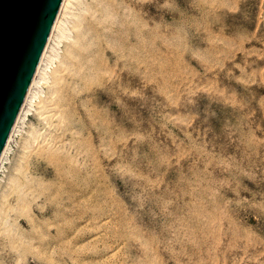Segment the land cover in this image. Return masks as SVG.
Listing matches in <instances>:
<instances>
[{"label": "rangeland", "instance_id": "rangeland-1", "mask_svg": "<svg viewBox=\"0 0 264 264\" xmlns=\"http://www.w3.org/2000/svg\"><path fill=\"white\" fill-rule=\"evenodd\" d=\"M0 264H264V0H67L0 164Z\"/></svg>", "mask_w": 264, "mask_h": 264}, {"label": "water", "instance_id": "water-1", "mask_svg": "<svg viewBox=\"0 0 264 264\" xmlns=\"http://www.w3.org/2000/svg\"><path fill=\"white\" fill-rule=\"evenodd\" d=\"M63 0H0V156Z\"/></svg>", "mask_w": 264, "mask_h": 264}, {"label": "bare ground", "instance_id": "bare-ground-1", "mask_svg": "<svg viewBox=\"0 0 264 264\" xmlns=\"http://www.w3.org/2000/svg\"><path fill=\"white\" fill-rule=\"evenodd\" d=\"M66 2H67V0H63L62 3H61L60 9H59L58 14H57V17H56V19H55V22H54L53 27H52V29H51V32H50V34H49L48 40H47L46 45H45V47H44V50H43V52H42V55H41L40 61H39V63H38V66H37V68H36L35 74H34V76H33V79H32V81H31V84H30V86H29V88H28V91H27V93H26V96H25L24 102H23V104H22V107H21V109H20V111H19V114H18V116H17V118H16V120H15V123H14V125H13V128H12L10 134H9V137H8V139H7V142H6V144H5V147H4V149H3V151H2V154H1V156H0V164H1L2 160H3V157L5 156V153H6L7 149H8V146H9L10 140H11V138H12L13 132H14V130H15V127H16L18 121L20 120V117H21L22 111H23V109H24V106H25V104L27 103V101H28V99H29V96H30L31 90H32V88H33V85H34L35 80H36V77H37V74L39 73V70H40L41 65H42V63H43V60H44V58H45V56H46L47 48H48V46H49L50 40H51V38H52V36H53L54 30H55V28H56V26H57V23H58L59 17H60V15H61V13H62L64 7H65Z\"/></svg>", "mask_w": 264, "mask_h": 264}]
</instances>
